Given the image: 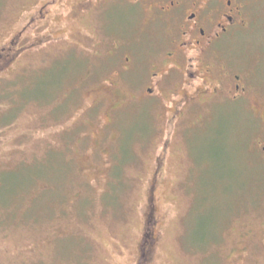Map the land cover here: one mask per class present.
<instances>
[{"label": "rangeland", "instance_id": "obj_1", "mask_svg": "<svg viewBox=\"0 0 264 264\" xmlns=\"http://www.w3.org/2000/svg\"><path fill=\"white\" fill-rule=\"evenodd\" d=\"M47 1L0 0V50ZM81 1L0 67V264H264L252 130L218 104L178 115L174 88L146 94L163 50L131 34L114 51L105 27L124 19L70 14ZM97 27L105 43L71 41Z\"/></svg>", "mask_w": 264, "mask_h": 264}, {"label": "flooded vegetation", "instance_id": "obj_2", "mask_svg": "<svg viewBox=\"0 0 264 264\" xmlns=\"http://www.w3.org/2000/svg\"><path fill=\"white\" fill-rule=\"evenodd\" d=\"M71 1L50 0L38 6L37 16L0 50V67L7 66L25 47L20 39L32 25L40 28L53 8L69 6ZM76 9L82 15L93 12L99 17L124 19L116 29L105 27L106 37H113L114 51L131 34H140L133 42L137 45L148 42L161 48L162 56L152 59L157 72L146 77V94L152 96L154 87L179 91L174 94L178 115L202 103L218 104L225 114L241 115L246 129L256 137L255 150L264 162V0H82L70 14ZM103 34L97 27L95 37L84 29L69 35L77 45L83 40L93 43L97 36L105 43ZM149 34L153 35L146 36ZM122 61L123 71L128 72L127 66L139 59L127 55ZM118 73L116 69L113 77ZM142 244L147 249V238Z\"/></svg>", "mask_w": 264, "mask_h": 264}]
</instances>
